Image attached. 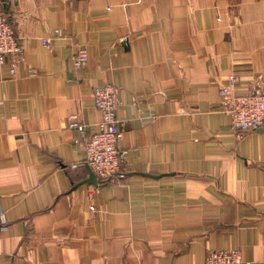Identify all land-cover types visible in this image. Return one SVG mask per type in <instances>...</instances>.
<instances>
[{"label": "crops", "instance_id": "1", "mask_svg": "<svg viewBox=\"0 0 264 264\" xmlns=\"http://www.w3.org/2000/svg\"><path fill=\"white\" fill-rule=\"evenodd\" d=\"M0 12L22 47L15 75L0 67V264H206L231 250L264 264V126L238 135L220 97L230 75L236 94L264 88V0H0ZM105 85L119 90L126 178L93 184L84 138Z\"/></svg>", "mask_w": 264, "mask_h": 264}, {"label": "built area", "instance_id": "2", "mask_svg": "<svg viewBox=\"0 0 264 264\" xmlns=\"http://www.w3.org/2000/svg\"><path fill=\"white\" fill-rule=\"evenodd\" d=\"M58 34L59 31L55 30L54 35ZM43 45L51 49L49 39H44ZM21 56L22 47L15 26L7 13L0 12V67L9 65L11 75H15ZM88 60V50L80 47L72 58V65L74 69L80 70L87 65ZM237 80L235 75H230L220 89V97L223 109L231 117L233 131L242 136L264 126V88L257 84L245 94H236ZM92 98L101 113V120L97 130L84 138L86 165L101 184L124 180L127 152L120 147L121 134L117 121L119 90L111 85L96 87ZM71 121V127L85 133V127L78 122L77 117H71ZM1 222L4 225V219ZM206 264L247 263L240 252L231 250L209 252Z\"/></svg>", "mask_w": 264, "mask_h": 264}, {"label": "water", "instance_id": "3", "mask_svg": "<svg viewBox=\"0 0 264 264\" xmlns=\"http://www.w3.org/2000/svg\"><path fill=\"white\" fill-rule=\"evenodd\" d=\"M90 178L92 179L91 182H92L93 184H96V176H95L92 172L90 173Z\"/></svg>", "mask_w": 264, "mask_h": 264}]
</instances>
